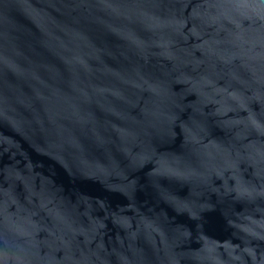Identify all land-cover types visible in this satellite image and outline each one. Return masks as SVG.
I'll list each match as a JSON object with an SVG mask.
<instances>
[{"label": "water", "instance_id": "water-1", "mask_svg": "<svg viewBox=\"0 0 264 264\" xmlns=\"http://www.w3.org/2000/svg\"><path fill=\"white\" fill-rule=\"evenodd\" d=\"M0 264H264V0H0Z\"/></svg>", "mask_w": 264, "mask_h": 264}]
</instances>
